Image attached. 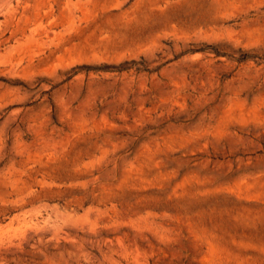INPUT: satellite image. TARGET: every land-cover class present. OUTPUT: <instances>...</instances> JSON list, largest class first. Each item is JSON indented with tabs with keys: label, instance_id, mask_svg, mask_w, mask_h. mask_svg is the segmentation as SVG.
I'll return each mask as SVG.
<instances>
[{
	"label": "rangeland",
	"instance_id": "obj_1",
	"mask_svg": "<svg viewBox=\"0 0 264 264\" xmlns=\"http://www.w3.org/2000/svg\"><path fill=\"white\" fill-rule=\"evenodd\" d=\"M0 264H264V0H0Z\"/></svg>",
	"mask_w": 264,
	"mask_h": 264
}]
</instances>
